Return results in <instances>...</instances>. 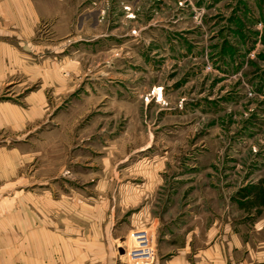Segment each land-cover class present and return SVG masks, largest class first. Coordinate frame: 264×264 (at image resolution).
Wrapping results in <instances>:
<instances>
[{
  "label": "rangeland",
  "instance_id": "374dc122",
  "mask_svg": "<svg viewBox=\"0 0 264 264\" xmlns=\"http://www.w3.org/2000/svg\"><path fill=\"white\" fill-rule=\"evenodd\" d=\"M45 1L59 14L39 28L44 53L69 75L37 123L0 132L32 156L20 175L138 191L118 222L140 213L132 231L158 249L180 221L204 235L264 217V0Z\"/></svg>",
  "mask_w": 264,
  "mask_h": 264
},
{
  "label": "crops",
  "instance_id": "0c3cea01",
  "mask_svg": "<svg viewBox=\"0 0 264 264\" xmlns=\"http://www.w3.org/2000/svg\"><path fill=\"white\" fill-rule=\"evenodd\" d=\"M45 3L0 0V90L7 87V95L26 92L24 102H0V132L12 129L22 135L37 123L45 110L46 86L69 75L61 71L57 58L44 53L54 47L39 35V28L44 19L59 14L45 10ZM3 142L0 264H132L123 246L132 229L141 225V216L135 213L123 223L118 221L128 204H139L138 191L132 189L126 197L112 194L105 189L106 181L95 191L60 187L45 176L32 182L20 175L32 158L30 152L22 145L8 148L7 138ZM213 221L204 235L188 232L187 221H180L179 231H165L162 238L168 244L156 246L152 264H264V217L254 224L230 220L222 231L219 220Z\"/></svg>",
  "mask_w": 264,
  "mask_h": 264
},
{
  "label": "built area",
  "instance_id": "2783aa9c",
  "mask_svg": "<svg viewBox=\"0 0 264 264\" xmlns=\"http://www.w3.org/2000/svg\"><path fill=\"white\" fill-rule=\"evenodd\" d=\"M130 246L124 252L133 264H152L157 258V250L147 229H134L130 234Z\"/></svg>",
  "mask_w": 264,
  "mask_h": 264
}]
</instances>
